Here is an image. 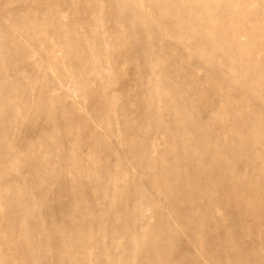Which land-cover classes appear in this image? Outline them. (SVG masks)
<instances>
[{
    "label": "rangeland",
    "instance_id": "374dc122",
    "mask_svg": "<svg viewBox=\"0 0 264 264\" xmlns=\"http://www.w3.org/2000/svg\"><path fill=\"white\" fill-rule=\"evenodd\" d=\"M0 264H264V0H0Z\"/></svg>",
    "mask_w": 264,
    "mask_h": 264
}]
</instances>
